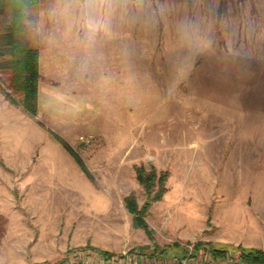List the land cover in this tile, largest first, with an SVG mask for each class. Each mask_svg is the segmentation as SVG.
Listing matches in <instances>:
<instances>
[{
  "label": "rangeland",
  "instance_id": "rangeland-1",
  "mask_svg": "<svg viewBox=\"0 0 264 264\" xmlns=\"http://www.w3.org/2000/svg\"><path fill=\"white\" fill-rule=\"evenodd\" d=\"M54 5L39 0L27 19L37 114L0 68V264L14 248L29 264L152 244L210 251L245 210L264 217V0H122L91 40ZM139 166L157 171L153 194L168 173L150 232L126 201L148 200Z\"/></svg>",
  "mask_w": 264,
  "mask_h": 264
},
{
  "label": "trees",
  "instance_id": "trees-1",
  "mask_svg": "<svg viewBox=\"0 0 264 264\" xmlns=\"http://www.w3.org/2000/svg\"><path fill=\"white\" fill-rule=\"evenodd\" d=\"M39 4V0H0V68L9 71L11 86L20 95L19 102L26 111L35 115L38 111V85L40 81L39 54L40 49L30 43L28 37L27 19L29 12ZM56 138L72 154L79 165L88 173L82 159L71 146L61 137ZM157 171L151 169L148 173L142 166L137 167V178L148 195L144 206L139 209L134 196L126 198L129 211L135 215L137 226L150 232L145 220L147 210L153 202L160 200L165 191V181L168 173L159 176L160 189L153 194ZM197 248L208 247L204 242H196ZM206 249H209L206 248ZM217 259L227 255L228 249L211 245ZM240 256L245 263H264V250L239 247ZM156 253L171 256L166 248L156 246Z\"/></svg>",
  "mask_w": 264,
  "mask_h": 264
},
{
  "label": "built area",
  "instance_id": "built-area-1",
  "mask_svg": "<svg viewBox=\"0 0 264 264\" xmlns=\"http://www.w3.org/2000/svg\"><path fill=\"white\" fill-rule=\"evenodd\" d=\"M62 264H238L233 254L217 259L213 251L197 248L195 243H187L180 255L162 256L156 253V245L148 250L130 248L122 252L105 253L97 250H76L65 257Z\"/></svg>",
  "mask_w": 264,
  "mask_h": 264
},
{
  "label": "clouds",
  "instance_id": "clouds-1",
  "mask_svg": "<svg viewBox=\"0 0 264 264\" xmlns=\"http://www.w3.org/2000/svg\"><path fill=\"white\" fill-rule=\"evenodd\" d=\"M120 2L122 0H55L51 14L91 40L98 32L106 30L109 16Z\"/></svg>",
  "mask_w": 264,
  "mask_h": 264
},
{
  "label": "crops",
  "instance_id": "crops-1",
  "mask_svg": "<svg viewBox=\"0 0 264 264\" xmlns=\"http://www.w3.org/2000/svg\"><path fill=\"white\" fill-rule=\"evenodd\" d=\"M245 212L250 213V216H246L244 214V216L241 217L236 223H230L228 224V227H225L224 225L221 234L213 239L223 243V247L228 249L227 254H240L238 246L264 250V217L256 215L257 212L259 213L258 210H245ZM232 224H235V226ZM75 243H80V241L76 239ZM17 251L20 252L21 249L14 248L12 250L13 254L15 255L14 264H29V262L24 259L22 254L17 255ZM180 253V251H176L172 255H180Z\"/></svg>",
  "mask_w": 264,
  "mask_h": 264
}]
</instances>
